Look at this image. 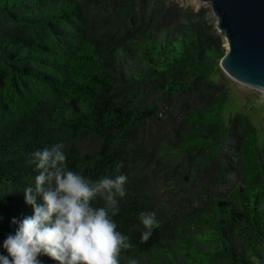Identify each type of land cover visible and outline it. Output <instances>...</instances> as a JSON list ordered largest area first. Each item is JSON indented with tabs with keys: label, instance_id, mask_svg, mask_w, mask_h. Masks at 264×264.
I'll return each instance as SVG.
<instances>
[{
	"label": "trees",
	"instance_id": "1",
	"mask_svg": "<svg viewBox=\"0 0 264 264\" xmlns=\"http://www.w3.org/2000/svg\"><path fill=\"white\" fill-rule=\"evenodd\" d=\"M210 12L0 0V264H259L264 137L225 124Z\"/></svg>",
	"mask_w": 264,
	"mask_h": 264
},
{
	"label": "water",
	"instance_id": "2",
	"mask_svg": "<svg viewBox=\"0 0 264 264\" xmlns=\"http://www.w3.org/2000/svg\"><path fill=\"white\" fill-rule=\"evenodd\" d=\"M199 1L210 2L215 26L224 33L227 51L219 67L237 81L264 88V0Z\"/></svg>",
	"mask_w": 264,
	"mask_h": 264
},
{
	"label": "rangeland",
	"instance_id": "3",
	"mask_svg": "<svg viewBox=\"0 0 264 264\" xmlns=\"http://www.w3.org/2000/svg\"><path fill=\"white\" fill-rule=\"evenodd\" d=\"M185 7L194 8L208 6L210 2H201L199 0H174ZM211 10V8H210ZM213 22H217V17L210 12ZM225 46L226 41H225ZM222 70V69H221ZM218 76L229 86L230 95L222 112L225 124H229L234 113L245 114L250 122L257 128L260 137H264V92L258 87L237 81L225 72H219Z\"/></svg>",
	"mask_w": 264,
	"mask_h": 264
},
{
	"label": "bare ground",
	"instance_id": "4",
	"mask_svg": "<svg viewBox=\"0 0 264 264\" xmlns=\"http://www.w3.org/2000/svg\"><path fill=\"white\" fill-rule=\"evenodd\" d=\"M249 85H251V84H249ZM254 87H256V86H254ZM258 88L262 89V91L264 92V88H261V87H258Z\"/></svg>",
	"mask_w": 264,
	"mask_h": 264
}]
</instances>
